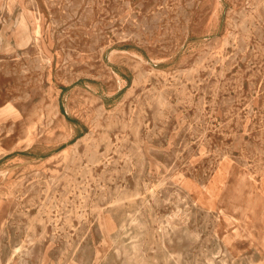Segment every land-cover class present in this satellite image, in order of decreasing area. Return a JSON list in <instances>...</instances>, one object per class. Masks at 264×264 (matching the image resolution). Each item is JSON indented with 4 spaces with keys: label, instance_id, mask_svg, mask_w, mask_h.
<instances>
[{
    "label": "rangeland",
    "instance_id": "rangeland-1",
    "mask_svg": "<svg viewBox=\"0 0 264 264\" xmlns=\"http://www.w3.org/2000/svg\"><path fill=\"white\" fill-rule=\"evenodd\" d=\"M0 264H264V0H0Z\"/></svg>",
    "mask_w": 264,
    "mask_h": 264
},
{
    "label": "bare ground",
    "instance_id": "bare-ground-1",
    "mask_svg": "<svg viewBox=\"0 0 264 264\" xmlns=\"http://www.w3.org/2000/svg\"><path fill=\"white\" fill-rule=\"evenodd\" d=\"M100 112V111H99ZM87 138V137H86ZM224 263V262H223Z\"/></svg>",
    "mask_w": 264,
    "mask_h": 264
}]
</instances>
